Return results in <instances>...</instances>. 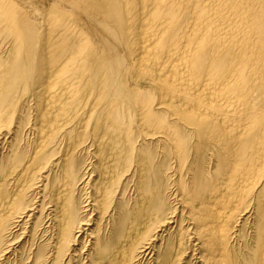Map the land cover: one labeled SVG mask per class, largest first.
I'll return each mask as SVG.
<instances>
[{
  "label": "bare ground",
  "instance_id": "obj_1",
  "mask_svg": "<svg viewBox=\"0 0 264 264\" xmlns=\"http://www.w3.org/2000/svg\"><path fill=\"white\" fill-rule=\"evenodd\" d=\"M25 2L37 3L34 13L43 10L52 23L32 40L13 34L12 60L0 70V108L26 78L28 88L39 84L47 105L61 103L56 118L66 116L87 93L78 78L90 76L85 104L94 126L112 146L126 145L107 155L106 170L128 166L130 177L119 175L118 203L104 217L99 206L110 188L98 179L89 185L94 162L77 157L85 148L54 159L40 148L32 170L15 147L0 148V264L24 234L18 229L26 232L25 213L36 208L24 201L26 191L41 186L36 218L55 239L51 260L39 247L33 264H70L69 248L83 232L94 238L88 264H133L151 250L160 251L155 264H264V0H0L2 36L13 32L6 21L30 20L16 14ZM134 120L147 142L165 144L162 160L135 146ZM7 129L15 139L18 124L0 125V133ZM21 171L31 172L29 183H21ZM91 207L99 217L87 233ZM104 222L112 229L101 238L95 231ZM244 230L249 238L236 249Z\"/></svg>",
  "mask_w": 264,
  "mask_h": 264
},
{
  "label": "rangeland",
  "instance_id": "obj_2",
  "mask_svg": "<svg viewBox=\"0 0 264 264\" xmlns=\"http://www.w3.org/2000/svg\"><path fill=\"white\" fill-rule=\"evenodd\" d=\"M28 5H31V6H28ZM24 6H27V7L24 8ZM37 6H39V5H37V3H32V2H29V3L27 2L26 3L25 2V4H23L22 7L18 9L19 11L17 10L16 14L19 15L20 17L22 16V14L24 16H26V15L28 16L29 15V17H30L29 21H24V20H22L20 18L19 19L17 18L18 20H15L16 22L15 21L14 22H10L9 20L6 21L7 29H9V28L11 30L13 29V32L12 33H10V32L5 33V36H2L0 34V62L2 63V65H0V67H1L0 70L1 71L4 68V65L8 64V62L12 60L13 51L15 49V45L13 44L14 40L12 38L14 36L13 34H16V32H18L17 34H19V35L21 34L22 35L21 32L23 31V36L24 37H28L29 40H32L33 38L36 37V34H38V35L40 34L39 37H41V34L43 35L44 32H45L46 24H48V22L52 23L51 22L52 21L51 17L49 15H47L48 13L44 12L43 10H38L37 12L34 13V11H35ZM23 8L25 9V11L24 10L22 11ZM26 12L27 13L29 12V13L27 14ZM21 20H22V22L24 21L23 24H22ZM45 22H46V24H45ZM21 25L23 27H21ZM17 27H18L19 31H17ZM43 27H44V29H43ZM43 30H44V32H43ZM22 59H25L27 61V58H26V56L23 55V53H22ZM5 61H7V62L5 63ZM26 61H24V62H26ZM63 63H64V60L61 62V64H63ZM85 75L86 74H84L82 76V78L81 77L78 78L79 81L81 80L80 81V84L82 83L81 87H85L86 88V89L83 88L84 92L85 93L87 92L86 94L84 93L85 97H83V100H82L83 103L81 102V104L80 103L78 104V106L80 105L79 108L77 106L75 109H73V111L69 110L68 114L66 113L67 114L66 116L63 115V116H59L58 118H56L57 117L56 113L58 112V109L62 107V106H60L61 103L53 102L54 106L52 105V107H51V106L47 105L46 98H45L44 94L42 96V92L38 91L39 90V87H38L39 84H34V81L32 80V82H31L32 85H31L30 88H28V87H26V85L28 86V81L26 80V78H24V80L19 82L17 84V86H16L18 88L15 87V93H14V96H13L12 100L10 101V105L7 106V103H6V106H4L5 104H3V107H1L2 109L0 108V111H2L1 116H0V125L5 124V126H7V127L9 126V128L11 129L14 125L18 124V129H17L18 131L15 134L16 138L14 139V135L11 134V131L8 132V129H7V131H1V133H0V148H1L2 152L4 151V153H6L5 150H7L8 148H12V147L14 148L15 147L14 149L17 152L20 160L23 161L22 167L24 165H28L31 162H33V165L29 168V170H32L38 164V162H39L38 149L40 150V148H46L48 153L50 151L49 155L52 152V154H51L52 155V159H54L53 155H55V157H56L57 154L58 155H62V154L64 155V152H65V150L67 148H73V147L74 148H85L84 152L79 150V152L77 153V157L79 156V159H81V161H83V162L87 160L85 162V164L90 163V161H91V163H92V161L94 162L92 164L90 163L92 165L91 169L92 170L94 169L95 172H93L90 175V180H89L90 184L89 185L90 186L93 185L98 179L102 183L101 185H99V186H101L102 190L104 189L105 186H109V188H110V193H109L108 197H106V195L104 196V198L102 197L103 201H102V204H100V206H99L100 210H102L101 211L102 213L106 212V214L103 215L105 217L107 215V213L111 214L113 212L111 210V207L113 206L114 202L116 201V204L118 203L119 195L117 194L116 189H117V185H118V182H119V180H118L119 177L125 173V175H127L126 177L129 178L130 177L129 176L130 173L128 172V170H127V172H124V171H126V168L128 169L129 167L128 166L127 167H123L121 164H117V165L114 164L115 167L112 168V167L109 166V169L106 170V166H108V164H109V162H107L108 161L107 158H108L109 154H110V156H112L114 158V156H115L114 154L116 153V149L115 148H126L125 147L126 145L124 146L123 142H120V141L118 142L117 141V143H118L117 146H112L110 139L108 140L109 136L106 137L105 132H102V131L98 130L94 126V124L96 122V119H95V117L93 118V116L90 113L91 105L85 104V100L87 99V95H88V91H85V90H90V82H89L90 81V76H88V75L85 76ZM87 82H88V85L86 86ZM40 86H41V84H40ZM87 87H88V89H87ZM12 101H13V103H12ZM41 102H43V103H41ZM15 103H16V105H15ZM10 106H12L14 108H12V107L10 108ZM11 109H13V110H11ZM73 112H74V114H73ZM3 116H4V118H3ZM89 117L93 118V119H91L92 121H89V119H90ZM9 120H10V122H9ZM54 121H55V123H53ZM87 121H89V122H87ZM51 122L54 125H51L52 124ZM56 125H58V126H56ZM97 125L99 126V124H97ZM100 125H102V123H100ZM130 127H131L130 129L134 132V135H135L134 136V138H135V146L137 148H146V149H148V153L149 154H152L153 151H154V153L152 154V156H155L154 159L156 161L162 160L164 155H163V152L161 150H162V148H165V144H163V142L161 140H157V138L150 139L151 141L153 140L152 142L150 140H149L150 142H147L148 140H145L143 138L144 137V133L143 132H145V131H143L141 129V128H144V127H143L142 123H138V120H134L133 123L130 125ZM50 128H51V130H50ZM103 134H105V135L103 136ZM45 137H47V138L45 139ZM99 137H100V139H99ZM49 139H50V141H49ZM51 139L53 140L52 142H51ZM95 139H96V141H95ZM99 141H101V142H99ZM97 142H99V144ZM102 142H103V144H102ZM106 142H108V143L110 142V143L108 144ZM144 142H146V143H144ZM148 143L150 144V146H148L149 145ZM145 145H147V146H145ZM50 148H52V149H50ZM90 148L92 149L91 151H90ZM109 148H110V152H109ZM156 148H157V150H156ZM166 148H169V147H166ZM87 149H89V150L87 151ZM155 150L157 152H155ZM89 151L91 152V154H90ZM114 151H115V153H114ZM97 154H99L100 157L97 156ZM105 154H106V156L107 155L108 156L107 157L104 156ZM85 156H86V158H85ZM105 160H107V161H105ZM172 160L173 159H170V161H172ZM170 161H169V163H170ZM173 161L170 164L171 165L173 164V167H174L176 165V162L175 161L173 162ZM111 162H113V161H111ZM96 165H98V166H96ZM130 167L132 169V166H130ZM127 173H129V174H127ZM22 174H23V172L21 171V174H20L21 183L23 184L22 179H26L27 183H29L30 182L31 172L24 173L23 177H22ZM44 175H46V173ZM125 175H124V177H125ZM111 178L113 180L112 185H111V183L109 184ZM103 181L105 182V184H103ZM100 182H98V183H100ZM41 183H44V181L41 182ZM89 185L86 186V189L84 191L86 193H88V195H90V193H91V195H93L92 194L93 193V189ZM41 188H42V186L39 189L38 188L36 190L34 189L33 191L32 190H27L26 191L25 194H26L27 197L25 196L24 201L28 198V200L25 201L26 204H27V202H29L28 203L29 205L33 204V207L36 206V208L32 209V211H29V212L25 213L24 222H26V220H27L26 217L28 218V223H26V232H25L24 228L18 229L17 233L21 234V233L24 232V234L21 235V237H20L21 239H19V238L16 239V236L13 237V239H16L14 241L19 240V242H18V244H14L13 245L14 247H12V252L8 255V257L4 261L5 263H3V264H18V263L19 264H33V261H34V259L36 257L35 255H36V253H38L37 250H38L39 247H40V250H38V251L42 250L43 253H46V251H48L50 249L49 247L51 246V244L53 243V241L55 239L54 235L52 237V232L53 231H51V230L45 231L46 230L45 227H46L47 223L44 224L43 221H42L43 220L42 218L40 219L41 221L40 220L38 221V218H36V217L39 216V213H38V210H37V209H39V204H40L39 202H41V200L43 198L42 197L43 196V194H42L43 192L40 190ZM174 188L176 189L175 186H174ZM174 188L172 187V192L175 191L174 193H176V190H173ZM105 190H106V188H105ZM28 191H30V192H28ZM46 192H47V190H46ZM85 192H82L83 195H84ZM30 194H32V195H30ZM40 194H42V195H40ZM76 196L77 197H81L82 195L81 194H77ZM116 196H118V197L116 198ZM83 197H85V196H83ZM172 197L170 198V200H171L172 204H174L175 203V202H173L174 198H172ZM91 203L93 205L92 201H91ZM90 211H91V213H90ZM96 211H94V208L91 207V210H89L88 213L86 214V216L84 217L86 219L87 216H88L87 220H89V218H90L89 225H84L83 226V229L86 230L87 233L90 232L95 227V223H96L95 221L99 217V214H98L99 213L98 212L99 208H97ZM81 215H83V214H81ZM35 220H36V222H35ZM111 223L106 225V222H104L103 225H101L97 229V231H95V235H100L101 234V238H103L105 233H108V231L109 232L111 231V229H112V224ZM43 224L45 225V227H44ZM38 225L40 227H37ZM246 227H245V229H246ZM36 229H38V230H36ZM35 231L38 234L35 233ZM44 231L46 232V234H45ZM249 231L250 230H244L240 240L238 241L239 244H237L236 247H235L236 249L237 248L238 249H243L245 247L244 244L247 241V239L249 238V234H250ZM31 232H34V234H35V237H34L35 243L33 241L34 245L30 241ZM41 232H42V235H39V233L41 234ZM114 232H115V228H114ZM158 233H161V231L158 232ZM80 236L78 237V240L75 242V244L71 245L70 248H69L70 253L74 256V260L71 261L70 264H88V263H91L90 262V255H89L91 253V249H89V248L92 247L91 243L94 241V238L88 237L85 234V232H83L82 235H80ZM167 239L168 238H166V240H165V244H167ZM242 239H243V241H242ZM82 240H84V241L82 242ZM51 241H52V243H51ZM101 241H103V242L100 244V246L101 245L103 246L105 241L103 239ZM27 242H28V244H27ZM31 243H32V246H31ZM25 244H27V245L25 246ZM45 244H46V246H45ZM159 244H160V241L158 240L156 242V247ZM30 247H31L32 251L30 250ZM44 247L45 248L48 247V248L45 249ZM72 249H74V251ZM17 250H18V252H17ZM81 250H83V251H81ZM14 251H16V253ZM148 252L146 253L145 257L143 256L140 259H138L139 262H138V260H136V262L134 261L133 264H155L156 258L159 255L160 251L157 250L158 253L156 251H153V250H151L149 253ZM238 252H241V251H238ZM32 253H33V255H32ZM48 253H50V251H48L46 255L50 256L49 260H51V255H49ZM75 253H76V255H75ZM162 253L163 252H161V254ZM174 254L175 253H173V255ZM189 254L191 255V253H189ZM28 255H29V259L30 260L28 259ZM26 256H27V258H26ZM33 257H34V259H33ZM92 258H93V256H92ZM188 259H189V257H188ZM67 260H68V258H67ZM67 260L65 259V261L62 264H64ZM13 261H14V263H13ZM178 261L181 262V260H178ZM175 263H178V262H175Z\"/></svg>",
  "mask_w": 264,
  "mask_h": 264
}]
</instances>
